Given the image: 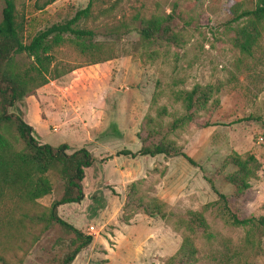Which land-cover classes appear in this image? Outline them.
Returning <instances> with one entry per match:
<instances>
[{"label":"rangeland","instance_id":"obj_1","mask_svg":"<svg viewBox=\"0 0 264 264\" xmlns=\"http://www.w3.org/2000/svg\"><path fill=\"white\" fill-rule=\"evenodd\" d=\"M251 1H92L89 17L79 26L93 32L90 43L99 51L61 50L57 58L66 68L76 69L49 82L55 83L64 102L65 109L56 114L91 116L92 128L98 131L97 137L84 138L94 159L85 170L84 199L75 213L67 206L57 211L62 220L93 238L72 264H164L179 249L181 233L172 229L174 220L168 224L156 216L138 214L129 225L121 223V208L133 182H140L145 198L166 203L174 216L200 211L218 199L216 193L226 197L240 218L264 216V31L251 55L233 46L236 29L242 26L233 22L236 4L246 9ZM89 2L57 0L33 15L36 23L27 27V35L70 20ZM2 8L0 0V18ZM152 18L164 20L169 29L167 36L145 46L138 28ZM108 57L114 59L88 65L90 60ZM196 85L211 89L206 109L198 111L194 121L172 129L171 124L184 114L175 94ZM23 109L20 102L9 113L22 116ZM145 117L153 118L157 126L151 138L142 131ZM51 138L52 144L66 141L64 132L52 133ZM161 138L182 147L195 165L182 157L118 155L122 150H140L141 139L149 144ZM47 139H42L43 144L51 145ZM234 154L252 155L261 166L242 196L223 180L234 168L218 172ZM47 175L52 191L38 200L42 208H49L63 190V182L54 173ZM18 215L15 212L9 227L0 228V256L6 264H58L71 236L57 226L47 229L29 219L18 224ZM204 216L215 240L194 238L198 254L193 264H264V235L228 227L209 212Z\"/></svg>","mask_w":264,"mask_h":264},{"label":"trees","instance_id":"obj_2","mask_svg":"<svg viewBox=\"0 0 264 264\" xmlns=\"http://www.w3.org/2000/svg\"><path fill=\"white\" fill-rule=\"evenodd\" d=\"M26 1L27 5L22 0H3L0 18V228L7 224L9 227L15 222L12 218L15 212L20 214L18 216L21 220L16 222L18 224L29 219L43 223L47 229L57 226L65 235L71 236L66 253L58 264H72L92 244L93 238L62 220L57 211L61 206L79 204L84 199L82 182L85 170L92 167L94 159L85 148L68 155L67 144L57 147L40 144L37 134L25 123L23 117L9 113V110L39 88L76 69L66 68L57 58L61 50L69 47L80 54L99 51L90 43L93 32L79 26V22L89 17L93 0H90L85 9L77 11L70 20L52 24L32 36H28L26 32L27 27L36 23L33 15L57 0ZM240 5L236 4L238 12H234L233 22H240L242 26L236 29L233 46L239 52L251 55L264 31V0L251 1V8L242 9ZM19 6L21 10H18ZM163 21L152 18L141 23L138 35L144 45H151L161 36H167L169 27ZM112 59L114 57L103 61L94 59L88 65ZM24 60L29 63L26 64ZM210 98L211 89L198 85L189 91L177 92L174 99L181 104L184 114L171 124L172 129L182 123L194 121L198 111L206 109ZM155 129L157 126L153 118L145 117L142 131L148 138L154 136ZM141 141L142 147L137 152L122 150L118 155L132 158H153L159 155L182 157L190 165H195L174 141L166 138L149 144L142 139ZM228 166H232L234 171L223 176L224 182L232 186L236 195H244L251 187L250 181L256 178L260 163L252 155L240 157L234 154L224 160L218 172L222 173ZM48 173H54L63 182V190L49 208H42L38 200L52 191ZM210 184L215 191L213 184ZM139 185L140 182H133L128 187L121 208V223L129 225L138 214L156 216L168 224L174 220L172 229L181 233V245L164 264H193L198 254L194 238L200 236L207 242L215 240V234L204 216L206 212L212 213L228 227L246 229L247 234L258 231L264 235V216L240 218L222 194L216 193L218 199L204 205L200 211H187L183 215L174 216L166 203L156 197L145 198ZM246 241L250 243L249 238ZM0 264H6L1 256Z\"/></svg>","mask_w":264,"mask_h":264},{"label":"crops","instance_id":"obj_3","mask_svg":"<svg viewBox=\"0 0 264 264\" xmlns=\"http://www.w3.org/2000/svg\"><path fill=\"white\" fill-rule=\"evenodd\" d=\"M54 86L55 83L45 85L36 90L35 95L24 99V109L22 110L23 120L33 128L38 136L40 144H43L42 139L48 138L47 140L51 142L50 146H59L61 144H52L54 140L51 138V134L64 132L66 141L62 144L68 145V151L73 153L81 148H89L88 142L84 140V138L88 135L90 137H97L98 134V131L92 128L93 121H91V116L87 118V115L84 116L79 114L74 117L75 115H73L72 112H60L56 114L58 110L62 111L65 107L63 106V99L60 98ZM86 119L89 120L85 122L84 120ZM121 133V130H119V134ZM64 206L71 208L73 211L72 213H75V207H79V204Z\"/></svg>","mask_w":264,"mask_h":264}]
</instances>
